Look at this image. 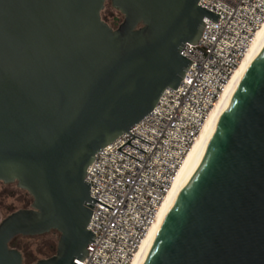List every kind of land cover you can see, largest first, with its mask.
<instances>
[{
    "label": "water",
    "instance_id": "1",
    "mask_svg": "<svg viewBox=\"0 0 264 264\" xmlns=\"http://www.w3.org/2000/svg\"><path fill=\"white\" fill-rule=\"evenodd\" d=\"M106 1L0 0V182L32 197L0 213V264H25L14 238L51 231L56 252L30 264L86 258L95 201L112 209L91 197L88 167L178 88L183 47L220 18L200 0H110L113 27ZM143 264H264V48Z\"/></svg>",
    "mask_w": 264,
    "mask_h": 264
},
{
    "label": "built area",
    "instance_id": "2",
    "mask_svg": "<svg viewBox=\"0 0 264 264\" xmlns=\"http://www.w3.org/2000/svg\"><path fill=\"white\" fill-rule=\"evenodd\" d=\"M220 14L182 54L192 61L177 89H167L144 119L95 155L87 169L95 233L77 264H132L187 152L264 23V0H200ZM131 139V140H130ZM130 140V144L121 145Z\"/></svg>",
    "mask_w": 264,
    "mask_h": 264
},
{
    "label": "bare ground",
    "instance_id": "3",
    "mask_svg": "<svg viewBox=\"0 0 264 264\" xmlns=\"http://www.w3.org/2000/svg\"><path fill=\"white\" fill-rule=\"evenodd\" d=\"M264 48V23L257 31L254 41L250 45L245 57L239 67L230 79L225 91L221 94L220 99L216 102L210 111L202 129L194 141L192 147L187 152L181 167L173 181V184L160 204L157 219L150 227L147 236L143 240L138 252L135 255L132 264H143L151 247L153 246L160 230L162 229L167 217L175 205L182 189L188 183L189 179L195 172L197 165L202 158L205 148L208 145L212 135L218 127L225 110L230 104L235 92L238 90L249 69Z\"/></svg>",
    "mask_w": 264,
    "mask_h": 264
},
{
    "label": "rangeland",
    "instance_id": "4",
    "mask_svg": "<svg viewBox=\"0 0 264 264\" xmlns=\"http://www.w3.org/2000/svg\"><path fill=\"white\" fill-rule=\"evenodd\" d=\"M118 15L117 10L112 6L111 1L107 0L105 8L102 11V15ZM32 204V197L23 189L17 187L16 183L5 184L0 183V212L2 218L8 216L12 212L19 209L30 208ZM47 238H56L54 235L44 237H22L18 236L17 241L23 246L27 247L31 253L32 262H36L39 259L46 258L40 251L42 244ZM58 240V235L57 238Z\"/></svg>",
    "mask_w": 264,
    "mask_h": 264
},
{
    "label": "trees",
    "instance_id": "5",
    "mask_svg": "<svg viewBox=\"0 0 264 264\" xmlns=\"http://www.w3.org/2000/svg\"><path fill=\"white\" fill-rule=\"evenodd\" d=\"M117 12H118V15L103 14L102 16L104 19H106V21L110 25H112L113 27H117V25L123 19L122 13L118 10H117ZM0 183H2V182H0ZM51 235H54L57 238L58 233L55 231H51V232L44 234V235H41V236L48 237ZM56 238H52V239L47 238V240L42 244L40 251L43 253L44 256L49 257L56 252V247H57V239ZM10 246L21 251V253L23 254V257H24L25 264L33 263L31 260V253L28 251L29 249L27 247L23 246L21 243H18L17 237L11 241Z\"/></svg>",
    "mask_w": 264,
    "mask_h": 264
}]
</instances>
